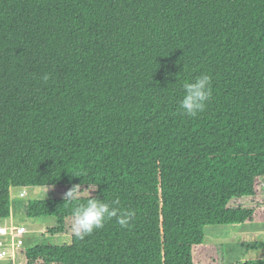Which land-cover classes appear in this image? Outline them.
<instances>
[{"label":"trees","instance_id":"obj_1","mask_svg":"<svg viewBox=\"0 0 264 264\" xmlns=\"http://www.w3.org/2000/svg\"><path fill=\"white\" fill-rule=\"evenodd\" d=\"M201 74L211 96L188 116ZM94 186L135 214L81 240ZM12 187L49 193L25 213L69 236L14 264H226L204 227L264 223V0H0V223Z\"/></svg>","mask_w":264,"mask_h":264},{"label":"rangeland","instance_id":"obj_2","mask_svg":"<svg viewBox=\"0 0 264 264\" xmlns=\"http://www.w3.org/2000/svg\"><path fill=\"white\" fill-rule=\"evenodd\" d=\"M262 189L264 193V187ZM21 190L23 189L14 188V187L10 189L11 212H12V216L10 217V220L14 224H20L26 228V232L24 234V238H25L24 246H32L35 243H39V242H46L54 245H63L68 243L69 236L67 235L51 236L46 233L47 229L54 226L55 224V219L53 217L34 218V217H28L25 213L24 207L27 201L32 200L34 198L47 197L49 193L47 194L41 193L40 192L41 190H39L38 188L36 189L26 188L24 189L25 190L24 197H18V193ZM12 196L17 197L16 200L18 203L15 210L17 211L16 213H14L15 211H13L14 210L13 205L15 199H13ZM248 225L250 226V224ZM213 226H218V225H207L205 227V232H207L208 234L206 235V239L210 241V243H217V242L219 243V241H223L224 243H226L224 245L225 246L224 250L228 262L241 259V257H243V259H254L258 256L264 257V243L263 245L256 243L257 241L264 242V235L251 234V231L250 229H247L249 228L247 226L235 227L233 231H230L232 229L231 227L241 226V225H222L226 227L223 230L213 229V231L211 230L207 231L209 228ZM261 233H264V231Z\"/></svg>","mask_w":264,"mask_h":264},{"label":"clouds","instance_id":"obj_3","mask_svg":"<svg viewBox=\"0 0 264 264\" xmlns=\"http://www.w3.org/2000/svg\"><path fill=\"white\" fill-rule=\"evenodd\" d=\"M44 79L47 80L48 76L45 75ZM182 87L184 94L180 100V109L188 116H196L198 112L203 111L205 102L211 96V77L208 74H201L194 80L185 81ZM96 187L89 189L90 198L85 204H78L73 208L70 228L72 234L81 240L91 235L94 230L103 228L105 221L113 217L122 227H127L135 214L131 210L122 211L104 202L103 199L92 197L91 190H95ZM82 192L81 185L75 184L64 194V201H77ZM113 203L118 204L119 201Z\"/></svg>","mask_w":264,"mask_h":264},{"label":"built area","instance_id":"obj_4","mask_svg":"<svg viewBox=\"0 0 264 264\" xmlns=\"http://www.w3.org/2000/svg\"><path fill=\"white\" fill-rule=\"evenodd\" d=\"M25 190H21L19 197H24ZM26 228L20 224H14L10 218L7 223H0V261H8L14 264L16 250L24 246V234Z\"/></svg>","mask_w":264,"mask_h":264},{"label":"crops","instance_id":"obj_5","mask_svg":"<svg viewBox=\"0 0 264 264\" xmlns=\"http://www.w3.org/2000/svg\"><path fill=\"white\" fill-rule=\"evenodd\" d=\"M13 197V196H12ZM16 198L17 197H13V199H15L14 200V210L13 211H15L16 210V207H17V200H16ZM17 211H15L14 213H16ZM13 213V214H14ZM11 216H12V213H11ZM250 224V226L248 225V224H238V225H241V226H233V227H231L232 229L230 230V231H233L234 230V228L235 227H242V226H247V227H249V228H247V229H250V231H251V234H256V235H264V233H261V232H263L264 231V223H249ZM206 227V226H205ZM205 227H204V232H205ZM214 227V228H213ZM213 227H211V228H209L207 231H213V229H219V230H223V229H225L226 227L225 226H222V225H218V226H213ZM244 228H246V227H244ZM259 228H260V230H259ZM259 231H261V232H259ZM229 232V231H228ZM247 234H250V233H247ZM206 235H208L207 234V232H205V240L207 241V242H209L210 243V241H208L207 239H206ZM212 242V241H211ZM233 243V242H232ZM257 244H261V245H263V243L264 242H261V241H257L256 242ZM213 244H215V245H219L220 247H221V249H222V252H223V256H224V262L226 263V264H232V263H234V262H236V261H240V260H243V257H241V259H237V260H233V259H230V260H233V261H227V258H226V253H225V244L226 243H224L223 241H219V243L217 242V243H213ZM256 258H264V257H261V256H258V257H256ZM1 262H4L5 264H7L8 263V261H0V263Z\"/></svg>","mask_w":264,"mask_h":264}]
</instances>
